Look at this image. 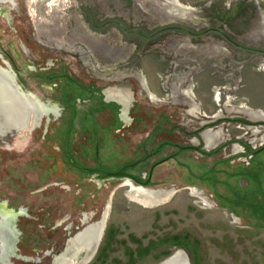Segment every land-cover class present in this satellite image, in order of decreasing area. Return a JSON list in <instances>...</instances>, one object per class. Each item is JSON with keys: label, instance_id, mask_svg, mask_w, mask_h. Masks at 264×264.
Here are the masks:
<instances>
[{"label": "rangeland", "instance_id": "374dc122", "mask_svg": "<svg viewBox=\"0 0 264 264\" xmlns=\"http://www.w3.org/2000/svg\"><path fill=\"white\" fill-rule=\"evenodd\" d=\"M142 1L139 6L136 5L138 1L135 3L134 0H61L60 4L54 3V9L58 12L56 15L44 9L43 13L47 14L49 20L37 16L41 33H44V22L53 24L60 31L56 35L51 34L53 27L49 26V38L57 39L55 44H47L44 35H41V40L35 38V25L28 16L33 9L27 8L23 0H17L18 12L6 7L8 17L0 14V40L7 49L19 51L23 47L38 50L41 60L53 58L59 65L65 60L73 62L74 67L67 69V72L78 81L105 84L106 79H113L114 83L118 80L125 86L130 82L134 91V80L126 77L128 69L150 73L158 71L160 67L156 64L160 55L173 53L172 46H186V40L193 46L207 49L214 45L221 51L213 56L190 55L192 59L196 57V62L186 65L188 61L181 60L180 66L194 69L198 66L192 77L197 110L224 120L222 140L225 146H229L226 149L218 148L213 154L203 157L193 152L177 151L174 160L154 169L151 184L143 186L170 188L174 193L163 201L147 205L134 198L136 194L131 186H126L124 179H95L94 175H85L83 171L63 164L65 157L59 153L61 147L58 139H55L54 149L49 151L53 155V167L47 170V164L43 165L40 156L38 161L39 177L51 172L54 185L49 187V191L52 195L46 198L47 193H40L24 197L22 201L34 204L35 210L43 200L49 199L46 202L53 203L57 209L51 216L39 213L37 219L27 222L24 219L25 233L29 234L33 228L41 229L40 225L43 224L60 235L64 233L66 223L70 222L72 228L69 232L72 236L76 232L75 227L83 225L82 213L87 215L86 225L99 221L109 202L102 238L93 257L85 264H162L180 252L179 264H264V145L259 152L252 148L254 142L256 144L258 141L256 137L264 135V131L254 135L250 127L259 125L257 119L245 117L243 112L237 110L246 106L264 112V39L251 40L253 35L264 31V0H177L179 4L195 9V16L202 19L199 23L159 22L161 10L158 8L162 7L156 6L158 0ZM174 10L171 7L168 12ZM178 15L175 16H183V13ZM78 27L84 32L79 31ZM90 35L101 42L99 47L88 42L87 36ZM57 41H64L66 46L69 44L70 52L65 45H57ZM114 47L118 51L115 56ZM20 57L24 63H30V58L25 54L22 53ZM45 62L46 59L40 64ZM56 71L61 72L59 69ZM30 75L31 72L23 80L25 90L48 96L46 87L34 85ZM150 81L151 87H154L156 81L153 74ZM58 84L55 96L69 89L77 94L79 100L85 99L86 94L72 83L66 81V88L63 80ZM135 97L149 112L181 109L178 104L151 102L137 94ZM98 101L94 105L99 106ZM78 108L83 110L84 107ZM62 116L68 115L64 113ZM183 117L180 122L184 125L181 126L192 127L190 118ZM191 120L196 122L198 119ZM64 121L65 117L56 120L55 127H66ZM72 123L74 132L78 131V115L72 119ZM83 125L92 133L101 129L90 115ZM115 126H119L117 121ZM54 133L56 137H66L65 129H57ZM92 136L95 138L97 134ZM28 137L26 130H21L12 138L15 139L12 150L0 149V176L3 156H13L27 144ZM119 137V141L114 140V149L109 146L107 151H103L104 156L102 150L99 151L100 160L96 163L100 170L115 171L141 155L140 152L131 151L125 142L126 136L119 134ZM82 138L83 135L73 133L72 157L81 159L85 166L93 168V161H85L79 156L83 149L79 147L78 150L77 143L84 142ZM235 138L244 142L250 139L253 143L236 151L234 147L238 145L229 144ZM93 153L97 154L96 151ZM27 158L22 159V170H25ZM146 169L141 167L139 171ZM66 214L70 215L69 221H64ZM35 235L33 231L30 238H36ZM64 235L67 237L68 231ZM25 238L18 253L34 255L26 246ZM176 240L186 242L190 249L173 243ZM64 248L63 245L59 247L58 253H62ZM11 261L13 264H31L13 258ZM43 261L42 264H54L52 261L46 262V258Z\"/></svg>", "mask_w": 264, "mask_h": 264}, {"label": "flooded vegetation", "instance_id": "af4514ba", "mask_svg": "<svg viewBox=\"0 0 264 264\" xmlns=\"http://www.w3.org/2000/svg\"><path fill=\"white\" fill-rule=\"evenodd\" d=\"M136 1H138V4H136L138 6L140 1L143 2L142 0H134L135 3ZM159 1H161V4ZM23 3L27 8L33 9L28 16L32 18L35 25V38L41 40V35H44L43 37L46 39L47 44L49 42L55 44L57 38L50 36L52 37L50 39L48 36L49 31L47 32V30H50L49 26L53 27L50 31L54 35L60 31L54 28L53 24L48 25L47 22L43 21L45 29L43 30L44 33H41L39 26H37V16L41 15L49 20L43 10L49 9L48 12L56 15L58 12L54 7L56 6L55 4H60L61 0H23ZM157 5L162 7V9L157 7L159 11L161 10L158 17L159 22L199 23L202 21V19L195 16L194 8L179 4L177 0H158ZM17 6V0H0V14L6 18L8 17L6 7L14 8L18 12ZM171 7H174L180 15L183 13V16L178 17V13L174 11L168 12ZM79 31L84 32L81 28H79ZM87 37L89 39L88 42L92 46L96 48L100 46L101 42L99 43V40L91 35ZM260 39H264V35H253L251 40ZM57 42V45H65L64 41ZM185 43L187 45L183 47L179 45L172 46L174 49L173 53L167 56L166 54L160 55L156 64L160 67L158 71L150 73L135 70V68L131 69V71L128 69L129 74L126 77L134 80L136 87V91H134L133 84L130 82L125 86L118 83V80L114 83L113 79H106L107 83L105 84L103 82L78 81L72 77L71 73L67 72V69L74 67L73 62L65 60L59 65L55 61L56 59L53 58L45 57L41 60L38 57V50L31 51L23 47H20L19 51L15 48L7 49L0 40V138H3L0 139V149L7 150L10 148L12 150L15 140L12 138L14 134L21 130H26L27 135H29L27 144L24 147L13 154V156L4 155L2 158L3 170L0 176V264H13L12 258L31 264H42L44 262L43 258H46V262L52 261L54 264H62L65 259L69 260V264H85L97 250L96 248L100 242L99 236L102 238L107 222L109 202L106 203L99 221L86 225L87 215L82 213L83 225L75 227L76 232L72 236H70L71 233L69 232V229L72 228L70 222L63 227L64 233L68 231L67 237L64 233L57 235L52 227L47 228V225L43 224L40 225L41 229L38 227L32 229L36 232V238H30L33 231H29V234L25 233L26 228L24 226L28 220L37 219L39 213L51 216L57 209L53 203L49 204L46 202L49 199L43 200V203H40L35 210L34 204L22 201L24 197H33L40 193H47L46 198L49 197V194L52 195L51 191H49V187L54 185L51 172L50 175L45 174L39 177L38 161L40 156L42 157L43 165L47 164V170H49V167H53V155L49 151L54 149L55 139H58V145L61 147L58 149L59 153L61 152L65 157L63 164L74 167L79 172L83 171L85 175L86 173L94 175L95 179H124L126 186H131L135 194L134 189L139 188L146 192L168 195L167 198L172 196L174 193L173 189L143 187L151 184L150 181L155 168L170 160H174L177 151L193 152L197 156L203 157L213 154L218 148L224 147L226 149L229 146L226 144V146L228 145L226 147L222 140L224 120H221V117L215 119V115L207 116L205 113L201 114L197 110L192 77L198 70V66L195 68L196 71L194 68L185 66L181 68L182 66H180L181 60L188 61V63H185L186 65L196 62V57L192 59L190 55L206 54L207 56H213V54L221 50L214 45L211 49H207L204 46H193L187 40ZM66 50L70 52L69 44L66 46ZM260 52L263 53L262 50ZM22 53L30 58V63L26 64L22 61L20 57ZM117 53V48L114 47V56L118 55ZM45 59V64H40ZM57 69L61 70V72H57ZM29 72H31L30 76L33 78L34 85L45 86L48 96H40L30 90H25L23 80H26ZM151 74H153L156 81V83L152 82L155 84L154 87H151ZM61 80L64 81L65 88L66 81L78 87L79 91H83L86 94L85 99L83 101L79 100L76 96L77 94L69 91V89L64 90V94L62 91V95L60 92L59 96H55L59 85L58 82ZM99 80L102 81V77ZM136 94L144 96L151 102L178 104L181 109L179 111L173 109L171 111L161 110L155 112L153 110L149 112L144 110L139 104L135 97ZM96 101L100 103L99 106L94 105ZM78 106L84 107L83 110L79 109ZM187 107L190 109L185 110ZM89 108H91L90 111H88ZM237 110L238 112H243L242 114L245 117L257 119V124L259 125L250 127L254 135L259 131H264V122L262 121L264 112L262 110H251L246 106H241ZM64 113L68 116H62ZM77 115L80 126L76 132L81 134V136L83 135L82 141H84L77 143L78 150L80 148L83 149L80 151L79 156L85 161H93V168L85 166V162L78 158L75 159L71 154V140L73 133H76L73 130L72 119ZM88 115L99 123L101 127L99 132L92 133L87 126H84L85 124L82 126ZM197 115L201 116L200 120L199 116L196 117ZM183 116L190 118L192 127L181 126L184 125V123L180 122L182 118L184 119ZM62 117H65L66 127L61 128L59 126L56 128L54 122ZM194 118L198 120L196 122L191 120ZM115 121L119 123V126H115ZM57 129H65L66 137H56L54 131ZM91 134H97V137L94 138L92 136L91 138ZM119 134L127 137L125 142H127L133 153L140 152L141 155L122 164L115 171H102L96 163V161L100 160L99 151L102 150V156H104L103 151H107L109 146L114 149V140L119 141ZM256 138H258V141L255 149L259 152L264 145V135L260 134ZM124 140H122L123 143ZM50 141H52L53 146H51ZM239 142L242 144L243 149L248 147V145H252L250 139L244 142L236 138L229 144L232 145ZM87 149L93 150V152L96 151L97 154L95 153L94 155L93 152ZM238 149L239 146L234 147V150L238 151ZM25 156L28 158L24 162L25 170H22V159ZM141 167H147V169L139 171ZM12 172H15V174L12 175ZM115 173H120V175L116 176L114 175ZM39 182L43 184L40 185ZM24 192H26L25 195H23ZM105 213L106 217L104 219ZM24 219H26V222H23ZM66 220H70L69 214L65 215L64 221ZM88 235H92L94 239L92 247L86 251L83 245ZM24 238L27 242L26 246L30 247V252L34 255L18 253L20 251L19 247L23 245ZM62 245L65 247L64 251L58 253L57 249L62 247ZM53 252L57 254H53ZM84 258H87V260ZM62 259L64 260L62 261Z\"/></svg>", "mask_w": 264, "mask_h": 264}, {"label": "bare ground", "instance_id": "6f19581e", "mask_svg": "<svg viewBox=\"0 0 264 264\" xmlns=\"http://www.w3.org/2000/svg\"><path fill=\"white\" fill-rule=\"evenodd\" d=\"M174 12L175 13H178L176 10H174ZM135 192H136V195L134 196V198L140 200V202H143L144 204H147V205L148 204H155V203L160 202V201H163V200H165L167 198V195H165V194L164 195H160V194H155V193H152V192H146V191H144L142 189H139V188H135ZM105 217H106V213L104 215V219H105ZM104 219H103V222H104ZM93 239L94 238H93L92 235H88L85 238V243L83 245L84 250L86 249V251H87L88 249H90L92 247V241H93ZM180 257H181V252L179 254H175L173 256H170L169 258H167L166 260H164V262L162 264H179L178 262H179V258ZM63 260L64 259H62V261ZM85 260H87V258ZM62 264H69V260L68 259H65L62 262Z\"/></svg>", "mask_w": 264, "mask_h": 264}, {"label": "trees", "instance_id": "16d2710c", "mask_svg": "<svg viewBox=\"0 0 264 264\" xmlns=\"http://www.w3.org/2000/svg\"><path fill=\"white\" fill-rule=\"evenodd\" d=\"M173 243L180 244V245L185 246V247H188V249H190L189 246H188V244L186 242H181L180 240H176Z\"/></svg>", "mask_w": 264, "mask_h": 264}, {"label": "water", "instance_id": "95a60500", "mask_svg": "<svg viewBox=\"0 0 264 264\" xmlns=\"http://www.w3.org/2000/svg\"><path fill=\"white\" fill-rule=\"evenodd\" d=\"M114 175H120V173H115ZM144 184V183H143ZM98 236H99V233H98ZM100 239H101V237L99 236V241H100ZM186 264H188L187 262H186Z\"/></svg>", "mask_w": 264, "mask_h": 264}, {"label": "built area", "instance_id": "2783aa9c", "mask_svg": "<svg viewBox=\"0 0 264 264\" xmlns=\"http://www.w3.org/2000/svg\"><path fill=\"white\" fill-rule=\"evenodd\" d=\"M263 70V69H262ZM253 143V142H252ZM255 147H256V144H255V142H254V145H252V148L253 149H255ZM244 159H245V157H244Z\"/></svg>", "mask_w": 264, "mask_h": 264}, {"label": "crops", "instance_id": "0c3cea01", "mask_svg": "<svg viewBox=\"0 0 264 264\" xmlns=\"http://www.w3.org/2000/svg\"><path fill=\"white\" fill-rule=\"evenodd\" d=\"M259 35H264V31H260L259 33H257Z\"/></svg>", "mask_w": 264, "mask_h": 264}]
</instances>
